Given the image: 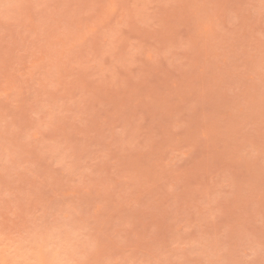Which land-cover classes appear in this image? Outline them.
I'll use <instances>...</instances> for the list:
<instances>
[{"label": "rangeland", "instance_id": "obj_1", "mask_svg": "<svg viewBox=\"0 0 264 264\" xmlns=\"http://www.w3.org/2000/svg\"><path fill=\"white\" fill-rule=\"evenodd\" d=\"M0 264H264V0H0Z\"/></svg>", "mask_w": 264, "mask_h": 264}]
</instances>
